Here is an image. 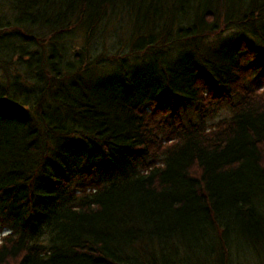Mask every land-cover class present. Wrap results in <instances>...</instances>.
Here are the masks:
<instances>
[{"label": "trees", "instance_id": "16d2710c", "mask_svg": "<svg viewBox=\"0 0 264 264\" xmlns=\"http://www.w3.org/2000/svg\"><path fill=\"white\" fill-rule=\"evenodd\" d=\"M6 7L0 264H264V0Z\"/></svg>", "mask_w": 264, "mask_h": 264}, {"label": "rangeland", "instance_id": "374dc122", "mask_svg": "<svg viewBox=\"0 0 264 264\" xmlns=\"http://www.w3.org/2000/svg\"><path fill=\"white\" fill-rule=\"evenodd\" d=\"M0 16L3 18L9 16L8 9L6 7V0H0ZM210 42H212L211 39L204 40V43L206 44ZM140 64H143V63H140ZM111 67L112 66H109V70L111 69ZM180 114L184 120H187V119L194 120L195 119L193 111L190 108L181 106ZM7 232L8 230H0V237L2 234H5ZM231 264H263V258H260L259 254L255 253L253 249H251L250 247L245 246L244 243H239L236 245L233 251Z\"/></svg>", "mask_w": 264, "mask_h": 264}]
</instances>
